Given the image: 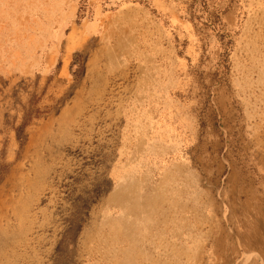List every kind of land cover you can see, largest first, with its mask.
Masks as SVG:
<instances>
[{
  "label": "rangeland",
  "instance_id": "1",
  "mask_svg": "<svg viewBox=\"0 0 264 264\" xmlns=\"http://www.w3.org/2000/svg\"><path fill=\"white\" fill-rule=\"evenodd\" d=\"M0 264H264V0H0Z\"/></svg>",
  "mask_w": 264,
  "mask_h": 264
}]
</instances>
